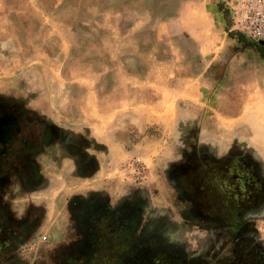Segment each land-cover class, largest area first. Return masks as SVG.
I'll use <instances>...</instances> for the list:
<instances>
[{"label":"rangeland","instance_id":"rangeland-1","mask_svg":"<svg viewBox=\"0 0 264 264\" xmlns=\"http://www.w3.org/2000/svg\"><path fill=\"white\" fill-rule=\"evenodd\" d=\"M220 4L0 0V136L22 119L37 137L0 173V264H66L88 238L75 215L102 209L135 227L84 264H264V189L221 230L188 222L165 175L190 140L251 147L264 168V45L229 34ZM134 159L139 184L120 169Z\"/></svg>","mask_w":264,"mask_h":264},{"label":"flooded vegetation","instance_id":"flooded-vegetation-1","mask_svg":"<svg viewBox=\"0 0 264 264\" xmlns=\"http://www.w3.org/2000/svg\"><path fill=\"white\" fill-rule=\"evenodd\" d=\"M35 134L31 124L21 119L15 134L0 136V140L3 138L0 173L8 169L10 161H20L30 153L32 140L37 138ZM216 150L198 148L194 141H186L170 160V171L165 175L175 195L182 198L186 206L184 214L188 222H216L215 228L223 230L224 226L234 227L239 219L245 221L252 217L251 214H243L240 218L237 208L259 199L260 191L264 189V168L256 152L230 151L225 155L222 150L216 154ZM72 204L78 205L76 201ZM75 217L80 223H87L84 232L88 238L85 249L61 254V260L68 261L66 264H84L82 259L95 258L102 252L106 239L115 240L116 248L121 245L127 247L128 232L134 229L136 221V218L118 216L103 209L93 214L79 212ZM254 238L256 253L264 257V243L258 235ZM8 264L21 263L13 260Z\"/></svg>","mask_w":264,"mask_h":264},{"label":"built area","instance_id":"built-area-1","mask_svg":"<svg viewBox=\"0 0 264 264\" xmlns=\"http://www.w3.org/2000/svg\"><path fill=\"white\" fill-rule=\"evenodd\" d=\"M226 9L230 27L229 30L241 33L246 39L255 43L262 41L264 44V0H221ZM129 174L130 183L142 182L145 178V167L137 159L123 164L120 168ZM46 240V235L41 234L37 239L20 247V255H29L34 252L37 245Z\"/></svg>","mask_w":264,"mask_h":264},{"label":"trees","instance_id":"trees-1","mask_svg":"<svg viewBox=\"0 0 264 264\" xmlns=\"http://www.w3.org/2000/svg\"><path fill=\"white\" fill-rule=\"evenodd\" d=\"M219 11H220L221 14L225 17V20H226V22H227V28H226V30H227V32H228L229 34H233V33H234V34L236 35L238 41L243 42V43H245V44H249V45L254 46V47H256V48H260L259 45H256L255 43L250 42V41H249L248 39H246L241 33L237 32V31H231V30H229V27H230L229 16H228V13H227L226 9H225V8L223 7V5H221V4H220V6H219ZM263 45H264V44H263Z\"/></svg>","mask_w":264,"mask_h":264},{"label":"crops","instance_id":"crops-1","mask_svg":"<svg viewBox=\"0 0 264 264\" xmlns=\"http://www.w3.org/2000/svg\"><path fill=\"white\" fill-rule=\"evenodd\" d=\"M186 8V7H185ZM199 45H200V47H201V45H203L202 43H201V41H199ZM201 148H203V147H201ZM215 149H217V147H215ZM245 150H247L249 153H251V152H253L252 150L253 149H251V147H248V146H245ZM218 151H219V153L221 152V150H216V154L218 153ZM171 160V159H170ZM170 162V161H169Z\"/></svg>","mask_w":264,"mask_h":264}]
</instances>
